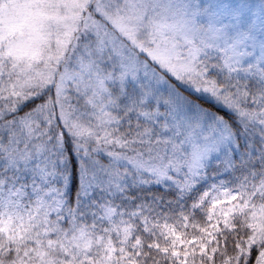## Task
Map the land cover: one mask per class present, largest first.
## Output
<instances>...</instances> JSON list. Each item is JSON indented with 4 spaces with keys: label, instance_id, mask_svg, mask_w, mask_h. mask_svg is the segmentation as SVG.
Returning <instances> with one entry per match:
<instances>
[{
    "label": "snow or ice",
    "instance_id": "6c2138e0",
    "mask_svg": "<svg viewBox=\"0 0 264 264\" xmlns=\"http://www.w3.org/2000/svg\"><path fill=\"white\" fill-rule=\"evenodd\" d=\"M0 264H264V0H0Z\"/></svg>",
    "mask_w": 264,
    "mask_h": 264
}]
</instances>
